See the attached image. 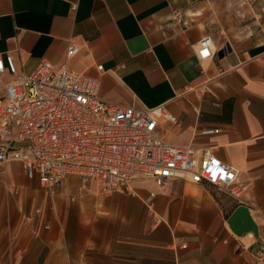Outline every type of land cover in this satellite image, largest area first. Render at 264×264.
Here are the masks:
<instances>
[{
  "label": "crops",
  "instance_id": "crops-1",
  "mask_svg": "<svg viewBox=\"0 0 264 264\" xmlns=\"http://www.w3.org/2000/svg\"><path fill=\"white\" fill-rule=\"evenodd\" d=\"M206 36L214 55L199 64ZM70 43L78 49L67 59ZM6 53L24 73L65 63L97 80L98 97L112 103L164 106L177 123L161 118L157 135L211 149L244 191L234 198L185 176L98 194L65 178L40 187L35 207L50 211L42 226L24 221L34 180L14 161L0 174V264H264L255 256L264 232V0H0ZM10 80L0 74V98ZM242 205L257 236L229 228Z\"/></svg>",
  "mask_w": 264,
  "mask_h": 264
},
{
  "label": "built area",
  "instance_id": "built-area-1",
  "mask_svg": "<svg viewBox=\"0 0 264 264\" xmlns=\"http://www.w3.org/2000/svg\"><path fill=\"white\" fill-rule=\"evenodd\" d=\"M173 20L189 25L180 13ZM77 49L70 43L67 59ZM213 55L212 40L206 36L198 43L197 60L201 64ZM96 68L103 69L101 64ZM0 74L11 77L0 98V174L16 161L42 189L74 177L83 185L92 184L98 194H130L138 181L153 180L165 188L170 180L188 176L234 198L244 191L237 171L211 149L174 146L157 135L161 118L177 123L164 106L136 108L99 98L100 83L65 63L43 61L24 73L13 55L0 54ZM204 92L211 89L205 87ZM258 245L255 256L264 260V232Z\"/></svg>",
  "mask_w": 264,
  "mask_h": 264
},
{
  "label": "water",
  "instance_id": "water-1",
  "mask_svg": "<svg viewBox=\"0 0 264 264\" xmlns=\"http://www.w3.org/2000/svg\"><path fill=\"white\" fill-rule=\"evenodd\" d=\"M226 49H222L218 53V57L222 58L226 50L230 48L226 45ZM228 225L231 231L236 235H243V233L252 232L255 236L258 235L257 227L253 221L252 216L249 214L248 209L245 206L238 207L228 218Z\"/></svg>",
  "mask_w": 264,
  "mask_h": 264
},
{
  "label": "rangeland",
  "instance_id": "rangeland-1",
  "mask_svg": "<svg viewBox=\"0 0 264 264\" xmlns=\"http://www.w3.org/2000/svg\"><path fill=\"white\" fill-rule=\"evenodd\" d=\"M246 23H248V21ZM30 186H31L30 191L32 192V195H33V193H34V195H33V199L31 197H29L27 200V207H29V208H28V211L24 212V221L25 222H34L35 225H37V224L39 225V222L42 221L41 223L43 226V224L45 222V221L43 222V220L48 216V212H50V211H47L46 215H43V213H44L43 208L42 209L40 207L36 208L35 206L41 204V200L43 199V196H44V193H43L44 191L41 190V188H40L39 184H37L36 180L31 181ZM33 209H34L35 215L33 213H31V211ZM37 211H39V212H37ZM40 227H41V225H40ZM44 227H45V225H44ZM41 229H43V227H41Z\"/></svg>",
  "mask_w": 264,
  "mask_h": 264
},
{
  "label": "snow or ice",
  "instance_id": "snow-or-ice-1",
  "mask_svg": "<svg viewBox=\"0 0 264 264\" xmlns=\"http://www.w3.org/2000/svg\"><path fill=\"white\" fill-rule=\"evenodd\" d=\"M203 55H207V52L205 51V52L203 53Z\"/></svg>",
  "mask_w": 264,
  "mask_h": 264
}]
</instances>
